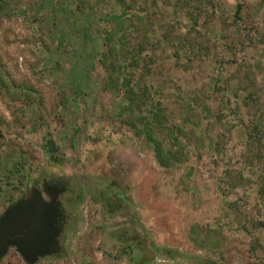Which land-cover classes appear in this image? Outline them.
I'll list each match as a JSON object with an SVG mask.
<instances>
[{"label": "rangeland", "instance_id": "374dc122", "mask_svg": "<svg viewBox=\"0 0 264 264\" xmlns=\"http://www.w3.org/2000/svg\"><path fill=\"white\" fill-rule=\"evenodd\" d=\"M0 131V218L65 217L0 264H264V0H0Z\"/></svg>", "mask_w": 264, "mask_h": 264}, {"label": "water", "instance_id": "95a60500", "mask_svg": "<svg viewBox=\"0 0 264 264\" xmlns=\"http://www.w3.org/2000/svg\"><path fill=\"white\" fill-rule=\"evenodd\" d=\"M27 215V217L25 215ZM57 214L42 197L38 194L30 202H19L15 209L7 216L0 218V259L3 258L11 247L16 248L23 257L34 263L36 256L42 254L43 248H48L49 243L57 237L58 229L55 228ZM27 218L29 222L30 235L35 234L34 246H31L28 225L19 224L21 220ZM37 219V227L33 223ZM36 222V221H35ZM26 231V232H25Z\"/></svg>", "mask_w": 264, "mask_h": 264}, {"label": "trees", "instance_id": "16d2710c", "mask_svg": "<svg viewBox=\"0 0 264 264\" xmlns=\"http://www.w3.org/2000/svg\"><path fill=\"white\" fill-rule=\"evenodd\" d=\"M111 38H112V35H111ZM111 38L108 37V40L111 41ZM119 42L120 44H123V39H119ZM116 50L115 47H113L110 51V56H107L104 60H103V64L104 66H107V63L108 65L111 67L113 66V62L112 60L114 59V54H113V51ZM110 62V63H109ZM112 62V63H111ZM109 70V69H108ZM151 114L152 116L154 117V119L159 122L158 125L162 124L164 121H163V117H162V114L156 112L154 114L153 110L151 111ZM146 120V118L144 119V121ZM0 134H1V131H0ZM42 149H43V152L45 154V157L47 159V161L53 165H57V166H61L63 165V163L65 162V158H64V155L62 153V150L61 148L57 145V143L50 137H46V141L44 142V144H42ZM157 159L158 161L163 165V166H171L173 164V160H179V157L177 155L172 154L170 151L169 155H164L163 154V150L161 149V146H159L157 144ZM26 164V161L23 159V162L19 163L16 165V170L18 171V173H20L23 169H24V166ZM21 170V171H20ZM22 176V175H21ZM23 177L25 180H27V182L29 181L27 179V176H25L23 174ZM196 232V231H195ZM194 232V233H195Z\"/></svg>", "mask_w": 264, "mask_h": 264}, {"label": "flooded vegetation", "instance_id": "af4514ba", "mask_svg": "<svg viewBox=\"0 0 264 264\" xmlns=\"http://www.w3.org/2000/svg\"><path fill=\"white\" fill-rule=\"evenodd\" d=\"M29 195V196H28ZM27 195V197H25L24 198V200L23 201H25V202H30L33 198H36V193H31V194H28ZM44 197H46V199H48L46 202H48V204H49V206L51 207V208H53V209H58V208H60V201L58 200V198H56V195L55 194H49V195H46V196H44ZM9 212H10V210L7 212V214H9ZM58 212V214H59V224H57L58 226V230H59V234H58V236L57 237H55V238H53V240H54V242H51V243H49V245H48V248H43V252L42 253H44L43 255H41V254H38L36 257L37 258H40V257H46V256H48V255H51V254H53V253H56L57 252V248L59 247V240H60V237H61V235H62V232H63V223H64V219H65V217H64V214H62L61 213V215H60V213H59V211H57ZM4 216H6V215H4ZM25 219H23V220H21V222H22V226L24 225V223L26 222V221H24ZM12 249H14L13 247H11L10 249H9V251L10 250H12ZM9 251H8V253H9ZM45 253H47V254H45ZM41 255V256H40ZM24 259V258H23ZM25 260V259H24Z\"/></svg>", "mask_w": 264, "mask_h": 264}, {"label": "bare ground", "instance_id": "6f19581e", "mask_svg": "<svg viewBox=\"0 0 264 264\" xmlns=\"http://www.w3.org/2000/svg\"><path fill=\"white\" fill-rule=\"evenodd\" d=\"M19 224H21V225H22V222H19Z\"/></svg>", "mask_w": 264, "mask_h": 264}]
</instances>
